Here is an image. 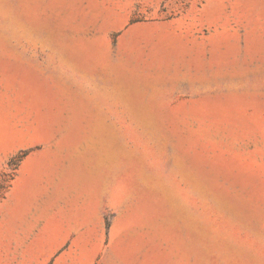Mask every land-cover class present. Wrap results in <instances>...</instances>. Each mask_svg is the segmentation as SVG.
Returning <instances> with one entry per match:
<instances>
[{"label": "rangeland", "instance_id": "374dc122", "mask_svg": "<svg viewBox=\"0 0 264 264\" xmlns=\"http://www.w3.org/2000/svg\"><path fill=\"white\" fill-rule=\"evenodd\" d=\"M0 264H264V0H0Z\"/></svg>", "mask_w": 264, "mask_h": 264}]
</instances>
